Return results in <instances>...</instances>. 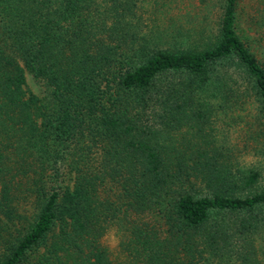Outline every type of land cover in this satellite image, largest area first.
<instances>
[{"label": "trees", "instance_id": "obj_1", "mask_svg": "<svg viewBox=\"0 0 264 264\" xmlns=\"http://www.w3.org/2000/svg\"><path fill=\"white\" fill-rule=\"evenodd\" d=\"M146 1L0 0V264H215L264 225L259 172L213 125L249 106L264 142L241 0L178 49L142 26Z\"/></svg>", "mask_w": 264, "mask_h": 264}, {"label": "rangeland", "instance_id": "obj_2", "mask_svg": "<svg viewBox=\"0 0 264 264\" xmlns=\"http://www.w3.org/2000/svg\"><path fill=\"white\" fill-rule=\"evenodd\" d=\"M172 2L171 6L163 8L156 5L154 0L143 3V12L147 13L143 15L142 26L151 28L154 35L157 33L165 35L166 45L174 49L193 46L192 41L211 38L215 30V20L222 11V0H172ZM238 9L241 28L256 51L264 53V0H241ZM196 34H199V40H193L198 38ZM245 107L215 111V116L213 115L215 137L219 141L222 139L240 142L234 150L237 159L236 169L243 172L250 169L258 171L260 184L264 186V142L257 143L258 140L251 139L250 125L254 117L250 107ZM195 138L197 139V136ZM234 216L242 217V214H233L231 219L236 220ZM224 244V248L216 254L219 261L217 260L215 264H264V225L252 232H236L228 237Z\"/></svg>", "mask_w": 264, "mask_h": 264}, {"label": "clouds", "instance_id": "obj_3", "mask_svg": "<svg viewBox=\"0 0 264 264\" xmlns=\"http://www.w3.org/2000/svg\"><path fill=\"white\" fill-rule=\"evenodd\" d=\"M115 231V229L110 230L109 233H107L105 237L102 238L107 240L106 246L109 247V249H114L119 245L120 237L115 234Z\"/></svg>", "mask_w": 264, "mask_h": 264}]
</instances>
